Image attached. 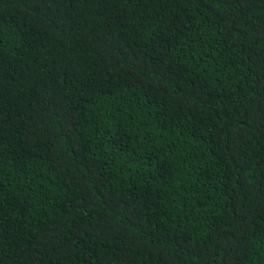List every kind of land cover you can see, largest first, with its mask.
<instances>
[{"label": "trees", "instance_id": "16d2710c", "mask_svg": "<svg viewBox=\"0 0 264 264\" xmlns=\"http://www.w3.org/2000/svg\"><path fill=\"white\" fill-rule=\"evenodd\" d=\"M0 264H264V0H0Z\"/></svg>", "mask_w": 264, "mask_h": 264}]
</instances>
